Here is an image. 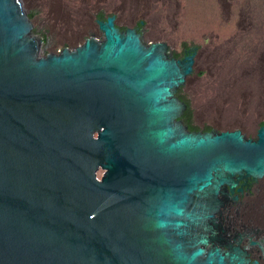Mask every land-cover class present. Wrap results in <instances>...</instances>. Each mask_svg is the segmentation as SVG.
<instances>
[{"label": "water", "instance_id": "1", "mask_svg": "<svg viewBox=\"0 0 264 264\" xmlns=\"http://www.w3.org/2000/svg\"><path fill=\"white\" fill-rule=\"evenodd\" d=\"M116 19L43 55L24 1L0 0V264H249L262 230L230 220L232 244L215 213L263 180L264 124L190 131L197 47L171 58Z\"/></svg>", "mask_w": 264, "mask_h": 264}, {"label": "rangeland", "instance_id": "2", "mask_svg": "<svg viewBox=\"0 0 264 264\" xmlns=\"http://www.w3.org/2000/svg\"><path fill=\"white\" fill-rule=\"evenodd\" d=\"M23 1L46 52L102 35L99 14L117 16L125 29L139 28L148 44L166 42L172 54L199 46L193 72L177 92L189 100L193 123L241 129L249 137L264 124V0ZM51 40L55 43L46 46ZM263 207L264 196L254 217L242 218L264 231Z\"/></svg>", "mask_w": 264, "mask_h": 264}, {"label": "flooded vegetation", "instance_id": "3", "mask_svg": "<svg viewBox=\"0 0 264 264\" xmlns=\"http://www.w3.org/2000/svg\"><path fill=\"white\" fill-rule=\"evenodd\" d=\"M29 15H30V17L34 23V19H33L34 14L29 12ZM107 17H109V16H106L104 14H103V16H101V14H99V18L106 19ZM116 22H117V19H116ZM117 25L119 26L118 22H117ZM119 27L122 30L127 29V28L125 29L124 27H121V26H119ZM34 30H35V23H34ZM102 34H103V32H102ZM142 38H143V35H142ZM41 39L44 40L43 45H42V54L43 55H46L49 53H57L54 50H50L48 52H46L45 49L43 50V47L45 46L46 41L44 38H41ZM54 40L53 41L51 40V43L50 44L48 43L46 46L50 47V45L52 43H55ZM153 42H157V41H153ZM193 47H197L196 49H194L192 51L193 53H195L194 56L196 57L197 53H198L199 46H188V47H186L184 49V53L182 55L172 54L169 51H168V55L171 58L172 57L184 58L188 54V50L193 48ZM177 96L180 99L186 101L184 98H181L179 94H177ZM182 121L188 127V129L190 131L206 132V131H214L215 130L212 126H202L201 127V126H196L194 123L193 124L196 127H194V126L190 127L188 124H186V122L183 119H182ZM215 131H217V130H215ZM261 184H262V180L255 181V180L249 179L248 184H245L243 186L242 191L236 190L234 193H228L227 196H223L222 194L220 196L222 201H223V204L220 207L219 211L215 213V217H216V219H219V221H221L222 227L226 228L225 233L227 234V237L229 238V241H231L232 244H233V237L235 236L236 233H240V228L237 225L231 224L230 220L240 218L244 224H252V223H250L249 220L245 221L242 217L243 216H247V217H251V218L254 217ZM246 240H248L247 237L244 239V242L241 244L242 246L247 247L248 241H246ZM224 248L227 249V247H224Z\"/></svg>", "mask_w": 264, "mask_h": 264}, {"label": "bare ground", "instance_id": "4", "mask_svg": "<svg viewBox=\"0 0 264 264\" xmlns=\"http://www.w3.org/2000/svg\"><path fill=\"white\" fill-rule=\"evenodd\" d=\"M99 37H102L101 34H98ZM264 196V175H263V180L259 192V197L258 201L263 199ZM264 208V207H263ZM264 212V211H263ZM262 213V212H261ZM260 229L254 224L251 226V231ZM262 232L258 233L257 232H251L249 235L248 243H247V248H246V254H249V256H246V259L249 264H251L253 261H257L258 264H264V231L261 229Z\"/></svg>", "mask_w": 264, "mask_h": 264}, {"label": "trees", "instance_id": "5", "mask_svg": "<svg viewBox=\"0 0 264 264\" xmlns=\"http://www.w3.org/2000/svg\"><path fill=\"white\" fill-rule=\"evenodd\" d=\"M101 16H103V14H101ZM141 25L143 26L144 25V21H141ZM181 98H184L181 94H179ZM185 99V98H184ZM186 102L188 104V108L187 110L184 112L183 116L181 117L185 122L186 124H188L190 127L194 126L196 127L194 124H193V111H192V108H191V105H190V102L189 100L186 99Z\"/></svg>", "mask_w": 264, "mask_h": 264}]
</instances>
